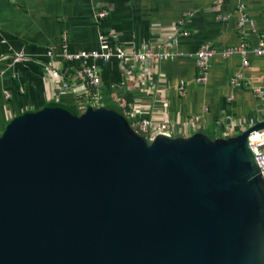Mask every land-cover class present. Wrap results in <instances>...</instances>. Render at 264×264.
Returning a JSON list of instances; mask_svg holds the SVG:
<instances>
[{
    "label": "water",
    "instance_id": "1",
    "mask_svg": "<svg viewBox=\"0 0 264 264\" xmlns=\"http://www.w3.org/2000/svg\"><path fill=\"white\" fill-rule=\"evenodd\" d=\"M242 134L146 139L104 106L0 135V264H264V180Z\"/></svg>",
    "mask_w": 264,
    "mask_h": 264
},
{
    "label": "crops",
    "instance_id": "2",
    "mask_svg": "<svg viewBox=\"0 0 264 264\" xmlns=\"http://www.w3.org/2000/svg\"><path fill=\"white\" fill-rule=\"evenodd\" d=\"M241 4L255 23V28L247 27L245 36L256 45L264 37V0H0V135L13 118L48 103L77 108V91L60 94L52 72L45 69L49 63L56 70L64 65L74 70L81 66L63 60L65 37L69 53L99 50V34L110 37L111 47L131 50L158 43L181 21L189 35L180 38L172 50L192 53L209 44L215 55L209 62L208 82H195V63L187 57L154 64L153 77L142 82L126 79L115 58L109 64H97L102 99L125 102L141 97L145 104L141 111L176 124L200 116L199 129H186L175 136L201 132L215 139L244 133L264 122V57L249 55L250 66L244 73L251 86H231L241 58H223L221 53L240 40L237 10ZM103 9L109 16L97 20L95 14ZM219 15L227 19H218ZM21 50L36 62L11 65L8 56ZM48 50L54 52L53 61L46 56ZM181 81L186 82L182 95L177 91ZM144 83L146 87H142ZM151 85L158 86L156 98L161 105L154 104ZM254 87L263 93L255 92Z\"/></svg>",
    "mask_w": 264,
    "mask_h": 264
},
{
    "label": "built area",
    "instance_id": "3",
    "mask_svg": "<svg viewBox=\"0 0 264 264\" xmlns=\"http://www.w3.org/2000/svg\"><path fill=\"white\" fill-rule=\"evenodd\" d=\"M237 12L239 14L237 28L240 40L237 44L227 47L221 53L223 58L234 55L241 58L240 71L230 80L231 86L235 88L245 85L251 86V83L247 82L244 73L250 66L249 55L254 54L257 57H264V37L260 38L256 45H251L245 36L247 27L255 28V23L249 17L246 6L241 4ZM107 16H109V11L106 9L95 14L97 20L105 19ZM218 19L226 20L227 17L219 15ZM183 26L184 22L181 21L171 26L170 32L163 36L162 40L158 43H146L140 48L131 50L113 48L110 44V37L99 34V50L69 53L67 50V37H65V44L63 46L64 52L62 55L63 60L69 64L80 63L81 66L74 70L72 67L64 65L61 70H56L53 64L49 63L45 69L46 72H52L53 80L59 84L60 94L72 90L77 91L76 104L79 113L84 112L88 107L98 108L103 106L101 103L102 91L100 71L97 64H109L112 60H115V58L120 62L126 79H139L142 82L153 77L154 64L166 60H173V58L176 57H187L195 63L197 72L195 82L205 84L209 80V62L212 60L215 53L209 44L200 46L192 53L173 51L172 48L177 47L179 39L189 35V32L184 29ZM46 56L48 60L51 61H53L55 57L52 50H48ZM8 60L11 61V65L36 62V60H33L31 55L24 50L13 52L8 56ZM146 83H144L142 87H146ZM185 84V81L179 83L177 87L178 94L182 95L185 93ZM151 87L153 92L151 91L152 94L150 95L154 97V104L160 102L158 105H161V101L156 98L160 91L158 86L151 85ZM253 90L257 93H263L260 87H254ZM231 99H233L232 96L229 97V100ZM141 101L144 102L143 98L140 97L136 101L134 100L129 103L125 113L126 117L132 121L130 123L132 128L146 139H153L157 135L175 136L177 133H182L183 130L199 129L200 127V116H192L182 124H176L169 119L163 121L149 117L148 112L140 110V106L145 105L141 103ZM118 102L121 106L126 105L125 102ZM249 143L264 180V129L252 132L249 135Z\"/></svg>",
    "mask_w": 264,
    "mask_h": 264
},
{
    "label": "trees",
    "instance_id": "4",
    "mask_svg": "<svg viewBox=\"0 0 264 264\" xmlns=\"http://www.w3.org/2000/svg\"><path fill=\"white\" fill-rule=\"evenodd\" d=\"M131 99H132L131 97L129 99H127L125 101L126 105L121 106L119 104V102H117L115 100H112L111 101L109 99H106V97L104 98V96H103V99H102V102L101 103H102V105L104 107L110 108V109H112V110H114V111H116V112H118V113L126 116V113H125L126 112V109H127L128 105H129V103H131L133 101ZM45 107H63L65 109L69 110L70 112H72V114H79V112H78V110H77L76 107H74V106H65V105H62V104H60L58 102L48 103ZM129 121H130V123L132 122L131 120H129Z\"/></svg>",
    "mask_w": 264,
    "mask_h": 264
}]
</instances>
